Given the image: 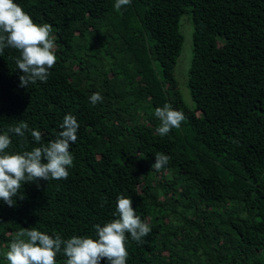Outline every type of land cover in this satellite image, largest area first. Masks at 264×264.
<instances>
[{
  "label": "trees",
  "instance_id": "trees-1",
  "mask_svg": "<svg viewBox=\"0 0 264 264\" xmlns=\"http://www.w3.org/2000/svg\"><path fill=\"white\" fill-rule=\"evenodd\" d=\"M0 264H264V0H0Z\"/></svg>",
  "mask_w": 264,
  "mask_h": 264
},
{
  "label": "rangeland",
  "instance_id": "rangeland-1",
  "mask_svg": "<svg viewBox=\"0 0 264 264\" xmlns=\"http://www.w3.org/2000/svg\"><path fill=\"white\" fill-rule=\"evenodd\" d=\"M179 31L183 38L181 53L177 60L174 76L178 82L183 102L189 107H194L188 87V73L193 57V24L191 15H183L179 21ZM105 63V62H104ZM109 64H105L108 68Z\"/></svg>",
  "mask_w": 264,
  "mask_h": 264
}]
</instances>
